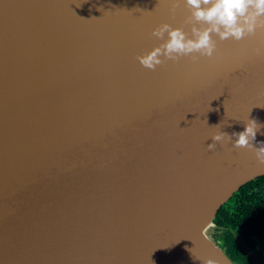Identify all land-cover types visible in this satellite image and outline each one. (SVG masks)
<instances>
[{"label":"water","instance_id":"water-1","mask_svg":"<svg viewBox=\"0 0 264 264\" xmlns=\"http://www.w3.org/2000/svg\"><path fill=\"white\" fill-rule=\"evenodd\" d=\"M191 12L0 0V264H235L208 229L264 175V127L251 148L232 136L264 125V30L213 33L211 58L142 67L136 56L164 42L155 28L208 27Z\"/></svg>","mask_w":264,"mask_h":264},{"label":"clouds","instance_id":"clouds-1","mask_svg":"<svg viewBox=\"0 0 264 264\" xmlns=\"http://www.w3.org/2000/svg\"><path fill=\"white\" fill-rule=\"evenodd\" d=\"M183 3L192 10L186 22H203L208 27L203 30L193 27L191 38L181 28L173 29L169 24L155 28L151 33L152 37L164 42L151 51L136 56L142 67L154 71L167 60L175 62L181 57H191L196 62L199 57L211 58L216 50V42L211 37L213 33L221 41H240L255 35L257 30H264V19H261L264 18V0H183ZM178 6V3H173L169 12L174 15ZM253 51L256 55L264 54L261 48ZM261 127L264 125L248 120L242 132L232 133L235 137L233 147L251 148L250 140H255ZM225 137L224 133L212 135L213 143L207 146L208 150H213ZM255 158L259 164L264 165V145L255 150ZM193 257L199 260V257ZM203 264L213 262L206 260Z\"/></svg>","mask_w":264,"mask_h":264},{"label":"flooded vegetation","instance_id":"flooded-vegetation-1","mask_svg":"<svg viewBox=\"0 0 264 264\" xmlns=\"http://www.w3.org/2000/svg\"><path fill=\"white\" fill-rule=\"evenodd\" d=\"M263 177L264 175L242 186L219 209L208 232L212 241L235 264H264V238L257 234L249 236L240 227L233 228L227 219L235 213H243L257 216L264 222V182H258Z\"/></svg>","mask_w":264,"mask_h":264},{"label":"trees","instance_id":"trees-1","mask_svg":"<svg viewBox=\"0 0 264 264\" xmlns=\"http://www.w3.org/2000/svg\"><path fill=\"white\" fill-rule=\"evenodd\" d=\"M258 182H264V177L258 179ZM234 202L236 203L235 200ZM227 219H229L233 228L240 227L241 230L249 236L252 234H257L258 237L261 236L264 238V222L261 218H258L257 216H251L249 214L235 213L233 217L230 216Z\"/></svg>","mask_w":264,"mask_h":264},{"label":"rangeland","instance_id":"rangeland-1","mask_svg":"<svg viewBox=\"0 0 264 264\" xmlns=\"http://www.w3.org/2000/svg\"><path fill=\"white\" fill-rule=\"evenodd\" d=\"M210 229V228H209ZM209 229H208V232H209Z\"/></svg>","mask_w":264,"mask_h":264}]
</instances>
